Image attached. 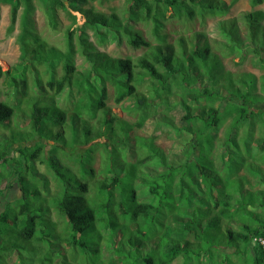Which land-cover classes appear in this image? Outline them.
I'll return each mask as SVG.
<instances>
[{
    "label": "trees",
    "instance_id": "1",
    "mask_svg": "<svg viewBox=\"0 0 264 264\" xmlns=\"http://www.w3.org/2000/svg\"><path fill=\"white\" fill-rule=\"evenodd\" d=\"M33 1L0 0L9 6L8 35L22 11L17 36L20 63L11 71L0 69V79L5 78L10 88L31 102L27 111L0 102V124L10 127L13 114L22 112L29 130L38 137L32 146L26 141L0 152V258H6L0 264H23L21 253L28 244L32 264H61L59 245L95 257L85 264H264V247L256 241L264 239V190H253L252 183L256 180L264 186V110L256 107L264 99V75L234 77L207 44H188L183 38L168 42L160 20L169 10L172 17L187 20L225 14L239 0L227 5L218 0H124L122 17L86 6L96 0H39L52 27L58 9L73 24L75 16L67 9L82 14L83 24L65 31L64 50L47 46L30 30ZM249 2L256 7L264 0ZM240 20L247 30L245 42L236 20L218 22L224 45L229 53H242L248 44L264 68V13L248 12ZM144 21L152 24L154 44L125 25ZM88 30L100 43L111 36L122 37L130 47L145 48V52L136 59L109 57L89 42ZM77 53L88 64L84 71L76 70ZM36 66H43L48 75L44 85ZM58 66L62 75L56 78ZM27 73L32 75L29 84ZM108 85L116 104L133 100L137 129L159 116L162 123L191 136L184 145L182 163H169L154 137L134 138L137 158L128 161L131 127L106 106ZM44 88L54 95L69 92L73 97L69 117L53 96L30 99L29 90ZM173 88L178 97L175 104L171 103ZM222 102H226L224 108ZM175 105L183 112L180 126L163 113ZM46 108L52 109L50 114L57 113L48 127L44 125ZM226 123L225 138L217 146L221 150L218 168L214 134ZM72 134L77 150L85 155L84 164L79 161L82 173L69 168L62 173L61 162L54 160L62 149L58 143L65 147ZM101 138L105 141L95 142ZM99 147L109 175L101 180L95 179L92 168L93 153ZM35 162L51 171L52 191L47 180L42 190L27 183L28 175L37 178ZM14 170L21 203L11 207L2 202L10 188L4 186L5 172ZM135 186L143 187L144 200ZM8 224L15 229L16 239L10 246L2 239Z\"/></svg>",
    "mask_w": 264,
    "mask_h": 264
},
{
    "label": "rangeland",
    "instance_id": "2",
    "mask_svg": "<svg viewBox=\"0 0 264 264\" xmlns=\"http://www.w3.org/2000/svg\"><path fill=\"white\" fill-rule=\"evenodd\" d=\"M225 5L229 4L230 0H218ZM34 11L29 15V28L30 30L40 38L47 46H53L59 48L61 50L65 49L64 42V34L65 31L69 28L70 30H75L76 27H79L83 24L84 18L81 13L77 11H72L71 9H67L69 13L75 16V22L71 17L64 11L59 10L56 13V24L52 27L44 13L42 8V3L39 0H34ZM86 6H92L94 10L109 15L111 13H116L119 17H122L123 9L125 7L124 0H96L92 3H88ZM84 6V7H86ZM262 11L264 13V2L261 5L256 7H251L249 0H239L229 11L225 14H217L210 15L207 14L205 16L196 15L193 19L187 20L184 18H176L172 17V12L169 10L165 13V19H160L163 23L162 33L167 36V41L170 43H174L177 39L183 38L188 44L191 42L195 43L198 41L201 45L207 44L209 50L212 54L217 55L224 70L230 72L234 77H240L243 74L250 73L253 74L256 78H260L264 75V68L260 65L257 55H255L252 51V47L248 44L243 48L242 53H229V49L224 45L226 40L222 37L218 29V22L225 20H236L237 26L239 28V37L241 41L246 40L247 38V30L244 26L243 22H241L240 18L243 14L253 11ZM21 9L18 12L17 22L15 24L14 31L11 35L7 34V27L9 26V6L0 2V69L1 71H11L18 66L20 63V49L18 42V33L20 31V16ZM264 27V20L262 21ZM128 30L132 32H138L145 40L150 41L154 44L151 28L152 24L149 21L144 22H127L125 24ZM88 40L91 42L98 52H103L112 58H131L136 59L143 55L145 52V48L134 49L130 47L124 38L122 37H110L104 43H100L98 39L93 35V32L88 30ZM262 39V37L260 36ZM264 40V39H263ZM245 42V41H244ZM244 44V43H243ZM75 66L77 71H84L88 68V64L85 63L84 58L77 53L75 56ZM36 70L41 79L42 85L45 84V81L48 78L47 73H45V68L43 66H36ZM62 75L61 66L56 67L55 77L59 78ZM28 84L31 83L32 75L27 73ZM30 86V85H29ZM174 95L171 97V103L175 104L178 101L177 90L173 88ZM30 99L35 97V95L39 96H53L56 104L70 116V110L73 106V97L69 96L68 91H64L59 95H54L53 92L47 90L46 88L43 91L38 89L29 90L28 91ZM38 96V97H39ZM264 98V97H263ZM31 101V100H30ZM0 102H5L11 105L16 109H20L22 111H27L28 105L27 98H23L19 93L16 92L15 89L10 88L7 85V80L5 78L0 79ZM106 106L109 108L110 112L115 115L120 121L127 124V126L131 127V136H130V149L128 150L127 159L130 162H134L137 158V148L134 142V138H144L149 139L154 137V144L163 151L169 163L179 164L184 161V145L191 139V136L184 133L178 132L161 122L159 116L152 117L149 120L145 121L143 127L137 129L135 127V122L138 119L137 114L133 110V100L128 99L119 104L115 102V94L113 88L108 85L107 86V100ZM226 102H222L220 105L224 108ZM257 108L264 110V99L262 102L256 105ZM162 108H159L161 110ZM47 115L44 121V125L48 127L51 125V122L54 120V116L57 113L50 114L52 109H47ZM170 116L175 126H180L183 124L182 121V110L175 105L174 108L166 112ZM69 118H67V121ZM11 126L7 128H3L0 124V152H3L5 148L9 145L10 149H15V145H22V143H26V145L32 146L38 141V137L29 130L28 119L24 113L16 111L15 115L13 114L12 119L10 121ZM227 127V123L222 126L217 133L214 134L216 138V149H215V162L218 168H220L219 155L221 150H219L218 143L223 142L225 138V130ZM71 137V138H70ZM69 139L66 141L65 147L63 144L61 145L62 149H59L55 154V162H61L60 170L62 173L65 172V168H69L71 171H80V165L84 164L85 158L83 151L79 152L78 144L74 143V139L76 135H70ZM78 138V137H77ZM105 139L101 138L96 140L95 142H104ZM86 146L81 147V149H85ZM48 150V146L46 147V151ZM79 155H81V160H79ZM104 153L102 148L99 147L93 153V161L92 168L94 170L95 179H103L105 176L109 177L108 174L104 172ZM81 161V164L79 163ZM76 162V163H74ZM19 165L22 164L21 161H17ZM24 165V164H22ZM30 165V164H29ZM11 168L13 167L10 166ZM34 167L36 169L37 178H32L30 175L27 177V183L29 185L36 184L42 190L43 180H47L50 185V189L54 188V180L53 175L50 170L46 168L45 165H42L38 162L34 163ZM23 169V167L21 168ZM261 169L264 170V165H261ZM20 170V168H19ZM18 170V171H19ZM161 171V170H160ZM1 172H3L1 170ZM8 172V171H7ZM7 178L4 181V186H9L10 188L6 190L4 193V199L2 204L9 205L14 207L15 205H19L21 203L18 200L21 195L18 190V185L16 184L17 175L16 170L9 171L6 173ZM151 174L154 175L153 172ZM84 179V177H80ZM35 182V183H34ZM256 180H252L254 185L253 190H264V186L256 184ZM73 184V183H72ZM135 189L140 192L141 200L146 198V195L143 191V187L135 186ZM46 194L44 193L43 196ZM1 201V200H0ZM4 234H2L3 242L8 244L9 246L16 239L14 238L15 229L11 224H8L4 227ZM56 247L53 245V248ZM60 250H63L61 253V257L59 261L61 264H85L86 261L94 262L95 257L91 254L86 255L85 252L73 248L68 247L67 245L62 246L59 245ZM31 246L27 245V251H23L21 256L25 258L23 264H32L31 257L33 256L31 252ZM6 260L5 255H2L0 258V262ZM57 262V261H56ZM39 264V263H38ZM179 264V263H175Z\"/></svg>",
    "mask_w": 264,
    "mask_h": 264
},
{
    "label": "built area",
    "instance_id": "3",
    "mask_svg": "<svg viewBox=\"0 0 264 264\" xmlns=\"http://www.w3.org/2000/svg\"><path fill=\"white\" fill-rule=\"evenodd\" d=\"M256 241L264 247V239L258 238Z\"/></svg>",
    "mask_w": 264,
    "mask_h": 264
}]
</instances>
